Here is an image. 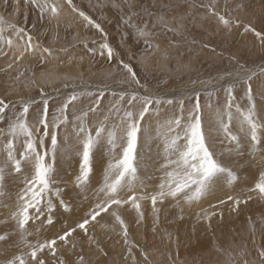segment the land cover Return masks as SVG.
Segmentation results:
<instances>
[{
    "label": "snow or ice",
    "instance_id": "1",
    "mask_svg": "<svg viewBox=\"0 0 264 264\" xmlns=\"http://www.w3.org/2000/svg\"><path fill=\"white\" fill-rule=\"evenodd\" d=\"M137 3L138 0H121L119 4L115 0L112 2L114 8L121 10L122 24L132 30L131 33H125L122 39L132 35L137 42L143 41L146 50L160 53L166 61L167 51L161 52V45L152 39L159 35L154 30L159 28L164 34L179 36L184 25L181 21L170 23L163 15L156 17L150 24L140 19ZM22 6L24 9H34L38 21L55 22L57 27L67 6L82 19L86 27L91 26L103 36L98 50L84 44L89 54L95 56L98 51L101 56L106 54L109 62L116 59L117 70L127 74L119 83L131 82L137 89L143 88L144 92L127 89L108 91L105 88L76 90L73 84L71 93L51 111L48 94L43 88L40 89V99L28 97L12 101L0 98V197L6 195L9 179H20L23 184L16 195L14 210L8 217L0 219V226L4 229L0 232V244L18 249L2 264H67L58 255L60 248L77 256L74 264H87L83 247H80L79 253L76 252L74 234L78 231L82 233L89 246L99 245L94 233H90L89 226L99 224L97 218L103 219L106 214L113 223L111 226H101L111 227L116 232L118 225L121 231L117 234L122 235L125 245H129L128 227L120 210L130 205L139 221H142L144 214L141 202L145 200L151 201L157 222L160 211L158 204L172 201L181 213L179 218L183 219L184 205L199 206L209 201V208H201L196 214L197 220L207 221L209 228L213 217L223 220L225 205L230 211L238 212L242 204L247 205L253 199L264 202V114L256 103L253 91L252 81L257 76L256 72L239 64L234 72L221 76L220 79H225V76L229 78L222 89V103L218 102L215 90L206 92L207 100L203 105L199 92L179 97L153 94L148 91L147 85L141 83L134 67L119 58V54L108 43L107 33L101 25L81 11L73 0H0V7L5 12L11 8L9 15L12 17L20 15ZM125 7L127 13H124ZM204 7H207V15L215 16L225 29L231 30L233 25H240L239 21L230 20L217 12L215 3ZM24 20L27 21V15ZM35 27L36 24H32V28ZM243 30L245 33L253 32L264 45V33L256 31L251 25H245ZM168 45L175 46V41L169 40ZM60 51L67 52L68 49L62 48ZM37 55L42 64L59 60L51 48L34 39L25 24L15 23L0 14V58H8L6 69L0 71L11 70L26 57ZM72 59L68 58L69 63ZM59 63L62 65L63 61ZM259 75L264 76V69ZM70 78L67 73L55 76V79L65 81V88L69 87L67 81ZM238 85L244 86L243 99L246 103L242 104L237 99ZM20 86L26 90L37 87L35 74L26 75V71H19L11 78L8 87L15 91ZM259 94L264 97V90ZM106 96H111V99L105 106L102 102ZM204 109H207L209 117L207 124L204 121ZM153 144L157 146V170L162 175L156 190L148 192L146 180L152 177L142 176L141 173H147L149 167L144 150L150 151ZM218 146L219 151L216 150ZM97 152L106 153L107 161L102 180L93 188V165ZM245 154L254 162L250 164L251 167L261 166L254 185L242 188L240 195L229 194L226 199L220 198L212 203L210 198L217 190L223 186L235 190L241 179L233 167L225 164L224 158L238 159ZM73 155L79 157L78 172L61 177L60 162ZM89 192L94 203L80 221L71 227H63L51 238H41L47 226L55 223L59 210L72 212L71 199L67 198L69 193L88 199ZM2 207L7 208L8 205ZM9 221L13 225L10 229L7 227ZM248 223L255 238V224L251 218ZM261 227L264 228V220L261 221ZM132 247L135 245H129L126 259L131 257L135 264ZM98 251L107 255L102 247H98ZM216 251L222 249L217 248ZM257 252L264 264V248H258ZM141 254L147 264H151L147 254ZM239 255H247L246 245L240 249ZM228 256L231 264V252ZM243 264L249 262L245 259Z\"/></svg>",
    "mask_w": 264,
    "mask_h": 264
},
{
    "label": "rangeland",
    "instance_id": "2",
    "mask_svg": "<svg viewBox=\"0 0 264 264\" xmlns=\"http://www.w3.org/2000/svg\"><path fill=\"white\" fill-rule=\"evenodd\" d=\"M73 2L81 11L101 25L107 33L108 43L119 54L120 59L134 67L141 83L147 85L149 92L167 97H179L182 94L199 92L203 105L207 100L206 92L215 90L218 102L222 103L224 99L222 89L229 82V78L225 76V79H220V77L228 72H234L239 64H243L246 69L257 73L252 81L253 91L256 103L264 114V97L259 94L261 90H264V76L259 75L264 69V45H261L253 32L245 33L243 30L245 25H251L256 31L264 33V0H138L136 8L141 13L140 19L147 20L151 24L156 17L163 15L170 23L175 24L176 21H181L184 25L179 36H174L171 33L164 34L159 28L154 30L159 35L152 39L154 43L161 45V52L167 51L168 59L166 61L161 58L160 53L146 50L143 41L137 42L132 35H128L127 39H122L125 33H131L132 30L122 24L121 10L112 6L113 0H73ZM115 2L119 4L121 0H115ZM213 3H215L217 12L224 14L230 20L239 21L240 25L238 27L233 25L231 30H228L219 24L215 16L207 15V7L204 6ZM10 12L11 8L5 12L0 7V14H4L6 19L13 20L15 23L25 24L34 39L39 40L43 46L51 48L59 60H49L48 63L42 64L38 55L29 56L15 65L13 69L0 71V98L12 101L28 97L40 99V89L43 88L48 94L51 111L60 100L71 93L73 84L76 85V90L82 88L91 90L105 88L108 91L127 89L129 91L138 90L143 94L144 89H137V86L131 82L128 84L119 83L127 74L117 70L116 59L109 62L106 54L101 56L98 51L95 56L89 54L84 44L87 43L89 48L98 50L99 44L103 42V36L91 26L86 27L82 19L72 13L67 6H65L59 27L55 22L38 21V14L31 7L24 9L22 6L18 17L10 16ZM124 13H127L126 7ZM25 15H27L26 22ZM34 23L36 27L32 28ZM169 40L175 41V46H169ZM62 48H67L68 51H60ZM69 57L73 58L71 63H69ZM141 57H143V63ZM59 61H63V64L61 65ZM7 63V57L0 58V69H6ZM19 71H26V75L34 73L38 86L31 90L20 86L15 91H11L8 85L11 83V78L15 77ZM42 73H50V75H42ZM63 73H67L71 77L67 81L68 88L64 87L63 79H55L56 74ZM109 73L112 75L110 76ZM52 80L55 82H50ZM243 93L244 86L238 85L236 96L242 104L246 103ZM110 99L111 96H106L102 104L106 106ZM187 103L186 99V105ZM204 113V121L207 124L209 118L207 109H204ZM216 150L219 151L220 146ZM144 151L147 152L146 162L149 167L147 173L142 172L141 175L152 177V179L146 180L148 185L146 191L152 192L156 190V186L160 183L159 177L162 175L157 170L159 167L157 146L153 144L150 151ZM106 161V153L97 152L95 154L91 185L93 188L97 187L102 180ZM224 162L233 167L240 174L241 179L235 186V190L227 189L228 187L225 188V186L217 190L210 198L212 203L217 202L220 198L226 199L229 194L240 195L242 188L253 186L258 179L261 166L251 167L250 164L254 162L247 154L238 159L225 157ZM240 165L244 166L240 167ZM78 168L79 157L73 155L72 158L60 162V176L65 177L67 173L75 174L78 172ZM22 187L20 179H9L5 189L6 195L0 197V219L8 217L14 210L16 195ZM87 195L89 198L85 199L83 195L77 196L75 193H69L67 198L71 199L72 212L65 213L63 210H59L55 223L47 226L46 231L41 233V238L45 236L51 238L63 227H71L80 221L94 203L92 193L89 192ZM145 202L150 203L149 208L144 205ZM4 204H7L8 207H2ZM141 204H143L141 211L145 221L146 213L155 215L150 200L142 201ZM160 206L161 204L157 205L160 209L158 216L161 217L164 207ZM120 211L127 226L129 224L132 226L133 223V229L131 226L128 227L129 236L127 239L129 245H135L132 247L135 264H147L142 252L147 254L151 264H230L229 252L232 254L231 264H243L245 259L249 264H262L257 249L264 248V243H261L260 240L257 241L259 243L253 242L254 238L248 221L251 218L255 224L256 238L259 239L264 235V228L261 227V221L264 220V202L253 199L247 205L242 204L238 212L230 211L227 205L223 206V216L226 215L222 220L224 223H221L217 217H213L211 228H209L208 222L202 220L204 230L202 232L200 230V233L197 228L195 230V225L187 226L193 228L197 234V236H193V239L188 237L187 227L180 226L179 219L175 223L167 222L164 229L168 234H174L175 228V235L180 232L182 234V231L185 233L181 236L182 240L179 235V237L176 236L177 240L174 243H165L163 239L158 240L159 237L155 234L157 224L154 219L146 224L147 228L144 227L143 220L139 221L136 211L130 205L124 206ZM97 219L100 220V223H93L89 226V230L90 233L97 236V240L100 238L101 243L94 244L93 249L87 252L86 246L89 245H86L87 238L78 231L74 234L77 242L76 252L79 253L80 247H83V255L87 264H133L131 257L126 259L129 245H125L124 240H120L115 235L112 236L114 237L112 240L109 236L111 228L108 234L106 228L101 226L104 224L111 226L112 218L105 214L103 219L99 217ZM12 226V222L9 221L7 227L10 229ZM116 228L118 230L119 226L116 225ZM134 228L136 230L138 228V230L135 231ZM3 230V226H0V232ZM99 232H101L100 236L96 234ZM120 236L122 238V235ZM30 239L35 240L36 237H30ZM245 245L247 255L240 257L238 251ZM98 246L102 247L107 255L101 254L98 251ZM217 248L222 251H216ZM17 251L18 249L14 247L0 244V264ZM58 255L62 256L67 264H74L77 259L75 254L65 248H60Z\"/></svg>",
    "mask_w": 264,
    "mask_h": 264
},
{
    "label": "bare ground",
    "instance_id": "3",
    "mask_svg": "<svg viewBox=\"0 0 264 264\" xmlns=\"http://www.w3.org/2000/svg\"><path fill=\"white\" fill-rule=\"evenodd\" d=\"M225 188H227V186H225ZM227 189H229V188H227ZM231 189V188H230ZM211 201V200H210ZM212 202V201H211ZM147 203L145 202V206H150L149 204L150 203H148L147 205H146ZM142 206H143V204H141ZM163 205V207L164 208H162V213H161V217L159 216V218H158V222H157V218H156V215H153L152 216V214H148V213H146V221L143 219V221H144V223H145V226L144 227H147L146 226V224H148L149 223V221L150 220H155L156 221V224H157V230H156V236H158L159 238H158V240H164V242L165 243H174L176 240H177V237L176 236H180V239H181V236H182V234L184 233V231H182V234H181V232H180V234H178V233H176V235H175V229L173 230V232H174V234L173 233H171V234H168L167 233V231L164 229V226H165V224L167 225V222L169 223L170 221H172L171 223H175V221L177 220V219H179V223H180V226L183 228H186L189 224L190 225H195L196 227H195V230H196V228H197V231L200 233V230H201V232H202V230H204V222L202 221V220H197V213L198 212H200L201 211V208H205V209H207V208H209V207H207V206H209V201H204L203 203H202V205H192L191 207H189V206H187V205H184L183 206V213H182V215H183V219H181L180 220V218H179V216L181 215V213H180V211H179V209L177 208V207H175V205H174V203H172V201H166L165 203H163L162 204ZM161 205V206H162ZM160 206V207H161ZM171 207H172V209H171ZM149 208V207H148ZM243 208V207H242ZM245 208V207H244ZM243 208V209H244ZM167 213H170V214H167ZM184 215H186V216H184ZM237 215V213L235 214V216ZM226 216V215H225ZM225 216H223V218H225ZM139 219V218H138ZM125 221V220H124ZM125 223H126V221H125ZM139 224H140V222H138ZM221 223H224V221H221ZM137 224V223H136ZM154 224V223H153ZM127 225V224H126ZM135 225V224H134ZM142 225V224H141ZM110 226V225H109ZM131 225L129 224L127 227H130ZM139 226V225H138ZM103 228V227H102ZM101 228V229H102ZM111 227H108V228H106V231H107V233L109 234V229H110ZM131 228L133 229V223H132V226H131ZM141 228V227H140ZM148 228V227H147ZM207 228V227H206ZM135 229V228H134ZM151 229V228H150ZM137 230H138V228H137ZM136 229H135V231H137ZM187 232H188V237H191L192 239H193V236L195 237V236H197V234H196V232L195 231H193L194 229L193 228H190V227H187ZM98 231V230H97ZM102 231V230H101ZM121 230L120 229H118L117 230V232H113L112 230H111V234H109V236L111 237V239L113 240L114 239V237H112L113 235H115V236H117V237H119V239L120 240H123V237L122 238H120L121 236L120 235H118L117 233L118 232H120ZM143 231H145L144 229H143ZM243 231V230H242ZM129 232V231H128ZM190 232V233H189ZM204 232V231H203ZM246 233V232H245ZM98 236H100V234H101V232H99V234L98 233H96ZM185 234V233H184ZM191 234V235H190ZM244 234V233H243ZM131 235V234H130ZM135 235V234H134ZM149 235V234H148ZM129 236V235H128ZM131 236H133V235H131ZM147 236V235H146ZM150 236V235H149ZM178 236V237H179ZM184 236V235H183ZM244 237H245V235H244ZM261 237H263V238H261ZM259 239L258 238H254L255 239V242L254 243H259V242H257V241H259L260 240V242L261 243H264V235H262ZM96 238H97V236H96ZM185 240H187L185 237H183ZM137 239H138V237H137ZM183 239V240H184ZM191 239V240H192ZM99 240H100V238H99ZM98 240V241H99ZM118 240V239H117ZM139 240V239H138ZM151 240V239H150ZM182 240V239H181ZM190 241V240H189ZM99 243H101L100 241H99ZM155 243H156V241H155ZM241 243V242H240ZM88 243L86 242V245H87ZM112 244V243H111ZM85 245V246H86ZM94 245V244H93ZM89 246V245H87L86 246V251L87 252H89L90 250H92L93 249V247L94 246ZM99 247V246H98ZM123 247V246H122ZM234 248V247H233ZM96 249V248H95ZM94 249V251H96ZM236 249V248H235ZM236 251H238L237 249H236ZM93 252V251H92ZM239 252V251H238ZM94 253V252H93ZM89 256V255H88Z\"/></svg>",
    "mask_w": 264,
    "mask_h": 264
}]
</instances>
